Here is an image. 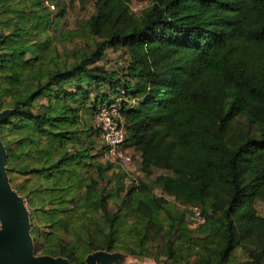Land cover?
<instances>
[{"label": "trees", "instance_id": "1", "mask_svg": "<svg viewBox=\"0 0 264 264\" xmlns=\"http://www.w3.org/2000/svg\"><path fill=\"white\" fill-rule=\"evenodd\" d=\"M132 1L96 0L95 14L63 29L43 0H0V110H12L0 138L10 182L30 211L34 250L39 237L46 254L71 264L95 250L158 261L150 230L163 236L157 255L175 264L193 255V264H232L246 242L257 244L261 264L264 216L255 205L264 200V0H148L140 15ZM60 29L61 39L53 33ZM107 48L127 54V80L97 65ZM79 97L89 106L70 104ZM115 98L124 146L138 153L140 170L165 171L125 195L104 191L107 176L95 192L111 164L89 163L94 155L82 145L98 138L97 105ZM80 109L92 111L81 134L73 128ZM84 167L99 175L83 183L71 208ZM155 187L188 205L187 215L156 198ZM112 200L128 201L133 219L123 206L112 213ZM193 206L206 217L196 230L188 221Z\"/></svg>", "mask_w": 264, "mask_h": 264}, {"label": "rangeland", "instance_id": "2", "mask_svg": "<svg viewBox=\"0 0 264 264\" xmlns=\"http://www.w3.org/2000/svg\"><path fill=\"white\" fill-rule=\"evenodd\" d=\"M54 1L56 5H54V10H53L52 15L54 16L56 21H58L57 28L74 29L76 28L78 23L82 22L83 20L87 19L89 16L96 13V5H95L96 0H54ZM149 4L150 2L148 0H133L129 4V8L135 14L140 15L143 12V10H145V8L149 6ZM63 29L54 30L53 33L59 32V36H60L59 38L61 39V33ZM77 43H79V45L82 46L84 41L81 39L80 41H77ZM60 44H61V41L58 42V45ZM73 45L67 44V46H65L67 50L66 53L73 51V48H74ZM58 50L60 54H63L65 52L64 48L61 46L58 47ZM97 65H100L101 70L116 72L118 75H120L121 79L123 80L128 79V78H125V75H124V73H126L127 71L128 56L122 49L115 50L112 48H107L106 55L103 56L101 59H98ZM46 101H47L46 99L41 100V102L43 103H45ZM70 104L74 106H76L77 104H80V97L77 102L71 101ZM87 104L88 105L84 104L83 106L81 103L80 105H82L83 107L89 106V100ZM79 115H80L79 122L73 128L76 129L79 134H81V132H83L87 128L89 129V127L92 126V111L91 110L84 111L80 109ZM93 135L91 134V140L93 139L92 144H89L87 139H85L84 143L82 144L84 146L90 145L91 149L89 150V153L90 155H94L93 159L88 160L89 163L93 161L94 163H100L103 167H106L107 165H109V163L111 164L109 168H106L105 170H103V172H101L102 176H104L105 178L103 180H99L98 184L95 187V192H99L102 189L104 190V187H105L104 184L106 183V176L107 178H110V183L108 186L105 187L104 191H107L109 189L119 188L121 189L120 194L125 195L127 190H129L130 188L136 187L139 184V182L150 183L154 178H156V176L165 172V171H162L156 168H153L148 171H141L140 165H139L138 153H134L133 162L129 168L122 169L118 167L116 164L104 158L101 141H99L100 139L96 138L95 135L94 136ZM92 137H95V139ZM76 147L79 148L80 146L76 145ZM97 173L99 175V172H96L94 168L91 169V171H89V167L83 168L82 174H81L82 181L78 185V190L76 189L74 191L75 193H77V196L74 201L69 203V207L75 208V205L80 202V198H82V194L80 190H81L83 183L89 180L91 177H96L97 179L98 177ZM151 189H152V194L156 198L158 199L162 197L165 198L166 200L174 204L175 209L177 211L184 212L185 215H187L188 205H185V204H182L181 202L176 201L171 196L170 197L165 196L158 187L151 188ZM71 195L72 193L65 194V195L63 194V199H68L70 198ZM119 206L121 207L123 206V209L126 211L125 214H128L130 219H133L134 211H132V207L128 201L112 200L108 204V208L110 209L112 213H115L118 210ZM255 208H256L258 215L264 216V200H259L256 203ZM47 229H48L47 226L40 227L41 231H44ZM146 238L151 244V250H150L151 253H155L154 255L157 257L158 261L155 260L151 254L132 255L127 252L125 253L124 251H119V252L128 254L130 256V258L126 260L128 261L129 264H175V262H171L165 255H162V254L157 255L156 251L154 250L156 246H160L164 243L162 234L155 237V232L149 230L148 232H146ZM130 243L134 246V249H135L134 251H136L137 247L135 246V243L133 242V240H131L129 244ZM34 245H35V241H34ZM44 245L45 244L43 243L42 239L38 237L37 243H36V246H37V251L35 252L36 255L46 254ZM257 252L258 250H257L256 243L246 242L243 244V248L237 251V253L235 254L234 261L232 264H255ZM194 259L195 257L193 255L190 258L189 262L184 261L182 262V264H193L192 261ZM261 264H264V260L262 261Z\"/></svg>", "mask_w": 264, "mask_h": 264}, {"label": "water", "instance_id": "3", "mask_svg": "<svg viewBox=\"0 0 264 264\" xmlns=\"http://www.w3.org/2000/svg\"><path fill=\"white\" fill-rule=\"evenodd\" d=\"M12 113L0 110V124ZM7 150L0 138V264H71L68 258L36 255L31 234L30 211L25 198L13 188L7 172ZM128 254L96 250L87 254L85 264H129Z\"/></svg>", "mask_w": 264, "mask_h": 264}, {"label": "built area", "instance_id": "4", "mask_svg": "<svg viewBox=\"0 0 264 264\" xmlns=\"http://www.w3.org/2000/svg\"><path fill=\"white\" fill-rule=\"evenodd\" d=\"M43 2L50 10H54V4L50 0ZM120 108L121 98L97 105L93 124L98 130V138L104 145V158L122 169H127L133 162L134 153L132 149L124 146L125 131ZM188 221L190 228L198 229L206 223V217L198 206H193Z\"/></svg>", "mask_w": 264, "mask_h": 264}, {"label": "crops", "instance_id": "5", "mask_svg": "<svg viewBox=\"0 0 264 264\" xmlns=\"http://www.w3.org/2000/svg\"><path fill=\"white\" fill-rule=\"evenodd\" d=\"M139 156V155H138Z\"/></svg>", "mask_w": 264, "mask_h": 264}]
</instances>
